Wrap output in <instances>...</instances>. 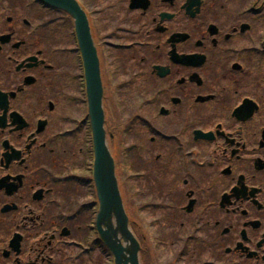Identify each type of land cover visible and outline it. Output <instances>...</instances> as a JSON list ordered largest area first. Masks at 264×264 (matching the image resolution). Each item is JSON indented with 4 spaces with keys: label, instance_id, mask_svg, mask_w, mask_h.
Masks as SVG:
<instances>
[{
    "label": "flooded vegetation",
    "instance_id": "1",
    "mask_svg": "<svg viewBox=\"0 0 264 264\" xmlns=\"http://www.w3.org/2000/svg\"><path fill=\"white\" fill-rule=\"evenodd\" d=\"M77 1L105 82L128 74L116 95L140 92L127 97L141 109L127 135L170 264H264V0ZM77 86L84 94L71 17L0 0V264L110 258L96 202H78L91 183L68 169L78 129L63 112Z\"/></svg>",
    "mask_w": 264,
    "mask_h": 264
},
{
    "label": "water",
    "instance_id": "2",
    "mask_svg": "<svg viewBox=\"0 0 264 264\" xmlns=\"http://www.w3.org/2000/svg\"><path fill=\"white\" fill-rule=\"evenodd\" d=\"M42 1L73 17L84 57L88 115L94 147L93 179L99 200L96 228L101 240L112 253L115 264H141V246L130 228L115 159L108 144L100 60L86 14L75 0Z\"/></svg>",
    "mask_w": 264,
    "mask_h": 264
},
{
    "label": "rangeland",
    "instance_id": "3",
    "mask_svg": "<svg viewBox=\"0 0 264 264\" xmlns=\"http://www.w3.org/2000/svg\"><path fill=\"white\" fill-rule=\"evenodd\" d=\"M130 76L124 75L118 79H115L110 77V80H106V86H107V93L108 97H110V103L112 104L111 112H116V121H118L121 125L126 126V119L128 117V114L132 111L135 107L130 108V104L128 103L129 98H127L131 93L134 94H140L138 87L135 85L133 87H128V89H125L122 91L121 95H116L115 90L118 88L117 86H122L123 84H127L130 80ZM72 95L71 97H74V100H76L75 103H71L73 105H70V107L66 108L64 110V115L68 116L70 119L69 125L67 129H79L80 124L86 122L87 120V109L86 104H82V101L84 100V95L82 93L79 94L78 86L72 87ZM107 108V107H106ZM130 110V111H129ZM135 110L141 111L140 106H136ZM108 111V109H107ZM108 115V114H107ZM88 122V120H87ZM86 127L81 132V134L78 136L79 143L78 147L76 148L77 151H83L80 153L81 156L76 157V159L73 162H70L68 165L69 171L74 170V173L81 176H91L90 174V166L92 157L89 156L88 150L90 148V133H88V124H83V126ZM109 129H115L114 126L111 124L109 126ZM75 139H70L69 144H73V141ZM119 145L117 146L119 159H120V171H121V177H123V183L125 188V197L130 203L131 215L136 219H138L139 224L144 227L145 235L148 237L147 234L152 239V249L154 252L155 261L157 264H169L171 263L172 256L166 253V250L159 249V243L161 242V237L159 234L161 232L158 231V228L156 226H151V223L153 222V219H157L160 215V211L157 208H154L152 206L159 205V198L157 194H151V193H143L142 184L139 182H131V176L140 173L141 170V159L140 155H137L135 157H132L129 153H127V148L129 146H132V144L136 143L134 141L131 143L126 133L122 134L121 137L118 139ZM89 143V144H88ZM139 143V142H138ZM83 154V155H82ZM132 187L134 188L132 190ZM82 197L78 200V202H93L94 197L92 189L89 191H86L85 189L81 190ZM125 199V200H126ZM129 207V206H128ZM149 207V208H145ZM140 226V228H141ZM142 229V228H141ZM164 260V261H163ZM108 262L105 261L103 264H107Z\"/></svg>",
    "mask_w": 264,
    "mask_h": 264
}]
</instances>
